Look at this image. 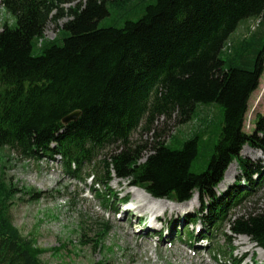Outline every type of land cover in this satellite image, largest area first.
<instances>
[{"label":"trees","instance_id":"obj_1","mask_svg":"<svg viewBox=\"0 0 264 264\" xmlns=\"http://www.w3.org/2000/svg\"><path fill=\"white\" fill-rule=\"evenodd\" d=\"M74 1L0 0V11L14 18L0 32V149L24 160L60 158L70 177L92 181L107 208L114 201L102 188L115 179L178 204L199 193L201 209L186 218L189 226L204 225L203 240L228 222L232 236H246L264 250V213L230 217L264 180L263 167L242 157L246 146L264 154V116H257L252 133L245 131L250 99L264 76V0H156L122 28L99 27L109 3L118 0L65 8ZM65 18L60 36L45 39L48 24ZM247 21L254 30L232 44ZM210 104L221 107L222 121L207 161L201 160L204 129L179 149L172 148L175 135L161 140L167 125L151 142L132 143L138 130L150 132L161 119L185 125L199 106ZM77 111L79 120L65 124ZM234 162L243 176L219 195ZM5 169L0 159V264H45L47 250L14 225L17 189ZM109 233L97 223V244Z\"/></svg>","mask_w":264,"mask_h":264},{"label":"rangeland","instance_id":"obj_2","mask_svg":"<svg viewBox=\"0 0 264 264\" xmlns=\"http://www.w3.org/2000/svg\"><path fill=\"white\" fill-rule=\"evenodd\" d=\"M80 1L75 0L65 8L75 6ZM155 1L118 0L109 3L110 15L99 22V27L122 28L128 20H139L145 7ZM67 21L68 18L58 23L50 22L44 33L45 39L54 40L59 37L60 28ZM6 23L12 26L14 18L1 10L0 32ZM253 26L254 21L243 23L232 37L231 43H238L247 37L249 30H254ZM41 53L39 47L34 49V55ZM222 56L225 58L226 52ZM258 115L264 116V76L259 89L250 99L245 121L247 133L253 132ZM221 121V107L218 104L202 105L198 107L193 119L185 125L177 124L175 119L166 124L161 119L150 132L140 129L133 134L131 140L134 145L151 142L155 132H160L167 125L166 137L161 140L169 143L175 135L172 148L179 149L185 140L204 129L205 134L200 141L201 160L207 161L218 141ZM151 154L152 151L149 150L145 155L147 157ZM242 157L247 158L251 165H259L264 170L262 152L246 146ZM0 159L6 162L7 179L17 189L15 205L12 208L14 225L24 237L35 238L38 246L47 250L42 256L45 264H95L100 261L104 264H264L262 250L257 249L248 237L232 236L228 222L213 229L209 240L201 237V232L206 233L203 224L189 226L186 216L196 214L201 209L199 193L194 195L193 202L188 203L191 205L189 210L172 213V207L167 211L157 209V214H165L162 229L160 222H153V216L157 215L154 211L139 221L140 213L127 209L135 206L137 197H144L138 189L130 188L127 181L115 179L108 187L102 188V192L114 201V208H107L97 198L92 181L84 182L70 177L64 172L60 158L24 160L9 149H0ZM230 167L232 169L229 180L216 189L219 195L224 194L243 176L236 162ZM127 197L130 204L125 207L121 201ZM182 205L184 209L187 207V204ZM250 213H264V180L254 188L248 198L231 211L230 217ZM102 222L107 225L110 233L98 245L97 223ZM149 228L153 229L152 235L141 234L143 229L147 231ZM192 232L194 236L190 237ZM168 236H171L172 242ZM198 237L200 238L197 239ZM241 240L245 241V245L239 246ZM230 241H233L234 254L228 248ZM83 242L89 244L83 245ZM61 245L65 247L55 253L53 249Z\"/></svg>","mask_w":264,"mask_h":264},{"label":"bare ground","instance_id":"obj_3","mask_svg":"<svg viewBox=\"0 0 264 264\" xmlns=\"http://www.w3.org/2000/svg\"><path fill=\"white\" fill-rule=\"evenodd\" d=\"M231 169H232V167H230L229 169H228V171H227V173H226V175H225V180L223 181V184L224 183H226L228 180H229V177H230V171H231ZM138 189V188H137ZM139 190V192H142L143 194H144V197H142V199H140V198H138L137 197V199H138V202L135 204V206H134V211L135 212H137V214L138 213H140V217H139V221L140 220H144L146 217H147V215L150 213L149 211H148V209H149V206H152L153 207V209H155V210H157V209H162L163 211H167V210H169L171 207L173 208V209H171V212L172 213H179V212H182V211H185V210H189L190 208H191V205H189L188 203H191V202H193L192 200L194 199H192L190 202H187V203H184V204H187V207L184 209V205H182V204H178V203H174V204H172L173 202H171V201H168V200H163V201H161V200H155V199H153L151 196H149L148 194H146V192L145 191H141L140 189H138ZM143 196V195H142ZM175 204H178V205H175ZM180 206V207H179ZM189 206V207H188ZM175 207H177V208H175ZM127 211V210H126ZM125 211V212H126ZM130 211V210H129ZM155 213V212H154ZM165 215V214H164ZM160 217V216H159ZM163 218H164V216L163 217H160V218H157V219H155L156 221H158V222H161L162 220H163ZM154 220V221H155ZM153 223H151V225H152ZM151 231H153V229L152 228H149L147 231H145L144 229L142 230V232H141V234H144V233H148V234H150V235H152L151 234ZM168 239H170V242H172V239H171V236H168L167 237ZM167 239V240H168ZM254 244V243H253ZM241 245H245V241H243V240H241L240 242H239V246H241ZM197 246V245H196ZM254 246H255V244H254ZM257 249H259V248H257ZM259 250H262V249H259ZM264 250H262V252H261V257L263 258V261H264V252H263Z\"/></svg>","mask_w":264,"mask_h":264},{"label":"water","instance_id":"obj_4","mask_svg":"<svg viewBox=\"0 0 264 264\" xmlns=\"http://www.w3.org/2000/svg\"><path fill=\"white\" fill-rule=\"evenodd\" d=\"M82 113L80 111L74 112L72 114H70L69 116H67L64 119V123L65 124H69L71 122H76L79 120V118L81 117Z\"/></svg>","mask_w":264,"mask_h":264}]
</instances>
